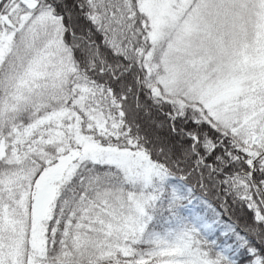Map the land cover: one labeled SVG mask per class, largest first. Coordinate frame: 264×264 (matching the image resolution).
<instances>
[{
	"label": "snow or ice",
	"instance_id": "snow-or-ice-1",
	"mask_svg": "<svg viewBox=\"0 0 264 264\" xmlns=\"http://www.w3.org/2000/svg\"><path fill=\"white\" fill-rule=\"evenodd\" d=\"M0 264H264V0H0Z\"/></svg>",
	"mask_w": 264,
	"mask_h": 264
}]
</instances>
